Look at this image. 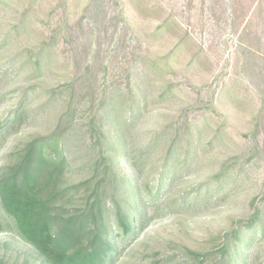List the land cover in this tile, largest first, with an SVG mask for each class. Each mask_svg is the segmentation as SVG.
Masks as SVG:
<instances>
[{
	"label": "rangeland",
	"instance_id": "obj_1",
	"mask_svg": "<svg viewBox=\"0 0 264 264\" xmlns=\"http://www.w3.org/2000/svg\"><path fill=\"white\" fill-rule=\"evenodd\" d=\"M23 92L0 168L72 102L68 180L92 174L91 115L119 132L144 217L114 264H209L240 222L259 211L264 225V0H0V126ZM0 220V256L36 261L1 208ZM252 237L241 262L264 264V229Z\"/></svg>",
	"mask_w": 264,
	"mask_h": 264
},
{
	"label": "trees",
	"instance_id": "obj_2",
	"mask_svg": "<svg viewBox=\"0 0 264 264\" xmlns=\"http://www.w3.org/2000/svg\"><path fill=\"white\" fill-rule=\"evenodd\" d=\"M43 62L36 56V71L42 69ZM28 100V92H23L11 111L9 124L1 125V131L4 127L14 129ZM72 105L52 132L17 143L2 163L1 211L13 220L14 231L33 247L37 259L18 263L0 256V264H114L120 250L117 238L126 241L131 237L134 241L137 236V221L140 223L144 216L139 189L120 167L126 152L119 132L112 137L109 131L96 127V117L91 115L88 124L95 149L90 162L92 174L78 182L66 176ZM226 165L223 163L220 174L211 180L220 182ZM2 227L0 220V230ZM259 227L264 229L261 212L256 211L251 219L218 238V246L204 254L203 260L209 264H242L243 248Z\"/></svg>",
	"mask_w": 264,
	"mask_h": 264
}]
</instances>
